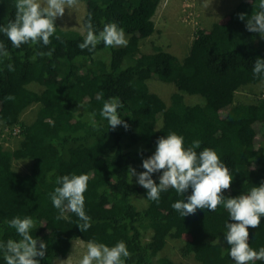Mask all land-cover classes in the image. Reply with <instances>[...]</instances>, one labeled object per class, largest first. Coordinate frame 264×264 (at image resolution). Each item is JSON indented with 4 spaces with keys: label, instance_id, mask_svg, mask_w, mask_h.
<instances>
[{
    "label": "trees",
    "instance_id": "16d2710c",
    "mask_svg": "<svg viewBox=\"0 0 264 264\" xmlns=\"http://www.w3.org/2000/svg\"><path fill=\"white\" fill-rule=\"evenodd\" d=\"M59 1L84 3V34L0 0V123L20 130L0 140V264H56L77 240L111 252L95 264H187L158 257L169 241L195 264H264V98L234 102L264 82V0L183 59L140 50L160 0ZM151 79L174 85L167 104Z\"/></svg>",
    "mask_w": 264,
    "mask_h": 264
},
{
    "label": "rangeland",
    "instance_id": "374dc122",
    "mask_svg": "<svg viewBox=\"0 0 264 264\" xmlns=\"http://www.w3.org/2000/svg\"><path fill=\"white\" fill-rule=\"evenodd\" d=\"M240 0H160V3L153 16L155 32L143 40L140 50L144 53L152 52L154 47L173 54L179 59L187 56L195 32L199 29L207 30L214 22H223L228 17L231 10ZM169 2V3H168ZM29 7H39L51 12L55 18L58 28L63 30H73L84 34L82 19L85 15L84 3H62L59 0H28ZM171 4V5H170ZM118 36V35H117ZM173 40V41H172ZM124 37L119 36L115 40V45H122ZM181 57V58H180ZM107 61V53H100L95 58ZM147 85L152 93L157 94L166 104L170 95L175 92V87L171 83H163L156 79H151ZM37 90L36 87H32ZM186 97V103H194L197 97ZM258 98H264V82L251 87H244L235 94V103H253ZM198 102V101H197ZM30 108L24 115L23 121L30 123L33 120ZM7 129L2 128L0 123V140L5 148H14L18 137L6 134ZM4 140V141H2ZM8 141V142H7ZM255 144L261 143V136L255 137ZM14 168L20 172L29 170L30 162L15 161ZM139 169L133 172V179L138 180ZM139 209L145 207V202L138 198ZM148 237V236H147ZM182 243L169 241L167 248L159 254L167 256L175 263L195 264L192 259H183L180 248ZM112 254L108 250L97 247L81 240L72 243V249L68 255L55 259L56 264H95L100 261L110 262Z\"/></svg>",
    "mask_w": 264,
    "mask_h": 264
},
{
    "label": "built area",
    "instance_id": "2783aa9c",
    "mask_svg": "<svg viewBox=\"0 0 264 264\" xmlns=\"http://www.w3.org/2000/svg\"><path fill=\"white\" fill-rule=\"evenodd\" d=\"M19 132H20V130H19L18 127H14L11 130H10V128H7V130H6V134L7 135H11L13 137H19L18 136L19 135Z\"/></svg>",
    "mask_w": 264,
    "mask_h": 264
},
{
    "label": "bare ground",
    "instance_id": "6f19581e",
    "mask_svg": "<svg viewBox=\"0 0 264 264\" xmlns=\"http://www.w3.org/2000/svg\"><path fill=\"white\" fill-rule=\"evenodd\" d=\"M168 3H169V2H168ZM170 5H171V4H170ZM172 41H173V40H172ZM180 58H181V57H180ZM126 86H127V85H126ZM124 88H125V87H124ZM125 89H126V88H125ZM232 101H233V100H232ZM240 155H241V154H240ZM237 156H238V155H237ZM242 159H243V158H242ZM242 159H241V160H242ZM242 161H243V160H242ZM237 163H238V162H237Z\"/></svg>",
    "mask_w": 264,
    "mask_h": 264
}]
</instances>
